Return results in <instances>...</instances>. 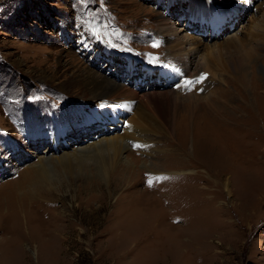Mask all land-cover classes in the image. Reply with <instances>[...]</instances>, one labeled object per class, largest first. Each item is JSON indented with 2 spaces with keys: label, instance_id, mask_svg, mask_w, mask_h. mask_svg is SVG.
<instances>
[{
  "label": "rangeland",
  "instance_id": "374dc122",
  "mask_svg": "<svg viewBox=\"0 0 264 264\" xmlns=\"http://www.w3.org/2000/svg\"><path fill=\"white\" fill-rule=\"evenodd\" d=\"M249 1L0 0V264H264V104L257 99L264 102L261 44L255 68L260 79L253 83L262 85L254 108L237 119L239 128L220 125L222 134L219 139L216 132L210 135L211 146L197 139L203 133L192 112L184 125V153L177 155L179 147L170 144L174 154L155 158L151 154L164 147L157 140L149 146L150 155L141 146L126 149L123 159L132 156L138 168L122 184L108 188L91 160L79 166L47 164L60 178L49 199L29 198L22 177L38 158L72 154L110 131L119 135V128H109L117 122L107 121L109 100L94 99L107 115L99 120L88 117L90 106L77 109V99L93 98L81 83L86 69L121 82L125 73L132 78L143 67V85L129 83L139 94L158 89L148 71H171L166 83L177 81L170 88L186 84L183 94L197 89L198 96L207 95L203 82L211 70L203 68L200 51L198 57L186 44L185 65L172 63L166 40L181 41L187 34L214 47L239 37L264 9V0ZM187 5L223 8L230 16L225 29L200 33L205 23H195L190 12L177 14ZM165 20L169 34L159 30ZM250 39L251 47L261 41ZM209 58L217 63V56ZM220 73L228 83L221 89L232 91L233 73L214 67L215 77ZM144 163L177 173L155 174L142 168Z\"/></svg>",
  "mask_w": 264,
  "mask_h": 264
},
{
  "label": "bare ground",
  "instance_id": "6f19581e",
  "mask_svg": "<svg viewBox=\"0 0 264 264\" xmlns=\"http://www.w3.org/2000/svg\"><path fill=\"white\" fill-rule=\"evenodd\" d=\"M192 7L193 9L191 10ZM195 11L199 13H196ZM187 12L191 13V19L194 22L196 21L195 23H198L200 26L205 23L206 27L201 28V33L204 35L208 33L207 29H209L212 34L214 33L215 28H219L222 31L223 25L228 22L227 17H230L227 16V12H223V8H202L194 5H187L184 6V8L181 7L177 14L186 15ZM250 23L251 24L247 29V33L243 32L239 37L233 36L234 38H230L229 40L226 39V42L223 41V43L218 42L217 45H214V47H209L207 44L202 45L200 40L187 34L182 36L181 41L173 38V40H166V48L168 50L167 59H169L172 63H181L183 66L185 65L183 58L185 53L184 45L186 44H190L192 47L191 49H195V53L198 54L200 51L199 54L203 61V68H209V70H211V75L207 76L206 80L203 82L204 91L202 94L207 93L205 96H198L199 91H197V89H195V91L192 90L193 92L190 94L186 92L183 94L184 85L186 84L182 85V88L177 86H175V88L173 87V89L170 88L171 86H174L177 81V79H175L166 83L173 74L170 70V72L165 75H163L160 71H148L147 73L155 76V81L158 82L161 80L162 83L159 84L156 82V86L154 87L158 88L156 90L139 94L132 88V86L129 85V83L132 84L133 87L139 86V82L143 85L146 77L143 79H140L139 77V74L144 72L143 67H141L139 70L140 72L132 78L129 76V73H125L127 76L123 78L121 77V82H119L118 79L116 80L110 76L101 74L100 72L96 73L95 71L86 69V73L83 76L84 79L81 83L84 89L89 93V96L93 98L91 101H87L85 98H81L83 100L77 99L78 104L76 107L82 111L85 107L90 106L88 117L99 120L107 115L103 112L104 108L100 109L98 106H102L99 103L96 104L94 99H103L105 101L109 100L112 103L108 104L105 109H109L112 106L110 110L111 120L107 117V121L112 123L117 121L114 123V127L110 126L109 128H119V135H111L114 131H110L109 136L106 134L102 139L94 141L87 147H81L72 154L64 153L58 157L38 158L36 163L27 166L23 170L24 172L22 177L24 178L25 184L24 192L25 189H28V192L26 193H28L29 198L32 199L36 198L41 200V198L45 197V199L51 198V191H54L55 183L59 182L60 179L54 177V170L51 172L47 170L46 165L53 163L51 161L67 164L68 166L72 162H77L79 166L82 162L91 160L95 162L97 177L106 182L108 188L112 183L115 185L122 184V182L126 181V175L130 177V172H135L138 168V166L132 164L131 160H134L132 156L128 155L125 159H123L121 154L124 150L132 149V147L138 149V147L141 146L142 149L147 151L144 154L150 155L152 151H149V146L152 144V141L157 140L161 142V144L163 143L164 147L162 150L159 149L160 151L154 150V152H157L152 153L151 156L155 158L160 157V155L164 153H166L165 158L171 156L173 149H169L171 146L170 144L179 147L180 150L175 152L177 155L184 153L185 150L183 149V144H185L184 140H186L184 139V135L186 133V130L184 131V125L188 121V118L192 117V112L195 114L196 129H198V131H202L200 134L203 133V136L201 135L202 137H197V139L203 140L206 146H211L213 143L211 136L214 135V132H216V135L218 134L219 139V136L222 134L220 129H218L221 127L220 125L234 124L235 128L238 127L239 123L237 124V119H245L243 114L253 110L254 97L259 95L258 91L262 85L253 83V80L256 81V79H260L255 75V68L259 60L258 46L260 44L261 46H264V9L261 11L259 19L253 20ZM169 24L170 23L165 20L159 25V30L168 31L167 34H169V31H171ZM196 33L199 34L197 31ZM247 37L251 38L250 40L253 41L257 40L255 38H259L261 41L259 40L260 43H255V46L253 47L247 46ZM237 40L241 43L238 46L235 43ZM96 42L97 45L99 44V47H102V43L100 41L97 40ZM214 55L218 57L216 64L209 58V56ZM214 67L215 69L218 67L233 73L232 76L234 77L233 80L236 81V87H233L232 91H229L228 89H221L222 85L227 86L228 83L226 80L222 79V73L215 77ZM248 69L250 70V75L248 74ZM259 71L264 73L262 68H260ZM126 80L129 81L125 84L122 83V81ZM185 80L187 79L185 78L184 81ZM211 84H213L212 87L210 86ZM125 86H128V88ZM209 87L212 89L210 92L208 91ZM192 88L194 89V86ZM209 98L210 100H208ZM257 99L259 100V105L262 107L264 104L262 98L258 97ZM92 102L96 104L95 107ZM117 107L123 108V111L115 110ZM91 108L93 113H91ZM176 120H181V124H179V126H176L178 125L175 122ZM175 130H178L179 135H181L180 146H178V143L175 141L176 139H174L173 136L174 133H176ZM230 136L234 138L233 135ZM53 138L51 140V144L53 147L58 149L54 145L56 142L53 143ZM144 144L147 145L146 148L143 146ZM129 153L131 155L141 154V152L138 151H130ZM218 163H220V161H218ZM208 166L213 167L211 164ZM143 167L145 170L155 172V174H161L164 172L173 174L177 173V171L170 172L162 170L160 167L153 170L151 169L153 168V164L151 165L150 163H144L142 165V168ZM86 175L87 177H90L89 173H86ZM19 182L20 181L14 182L15 184L13 186L21 195L22 188L20 189ZM162 203L164 204V202Z\"/></svg>",
  "mask_w": 264,
  "mask_h": 264
}]
</instances>
